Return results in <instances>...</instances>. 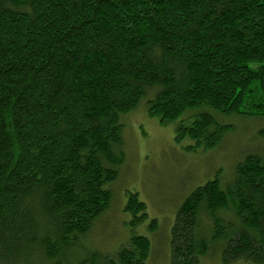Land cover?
Instances as JSON below:
<instances>
[{
  "label": "trees",
  "instance_id": "trees-1",
  "mask_svg": "<svg viewBox=\"0 0 264 264\" xmlns=\"http://www.w3.org/2000/svg\"><path fill=\"white\" fill-rule=\"evenodd\" d=\"M142 101L161 123L200 107L264 119V0H0V264H72L71 247L111 202L120 118ZM222 130L202 113L176 124L174 139L207 150ZM124 210L147 218L136 194ZM210 242L224 245L225 259L264 264L258 155L224 189L216 176L189 193L170 264H198ZM148 255V240L132 236L76 264H145Z\"/></svg>",
  "mask_w": 264,
  "mask_h": 264
},
{
  "label": "rangeland",
  "instance_id": "rangeland-1",
  "mask_svg": "<svg viewBox=\"0 0 264 264\" xmlns=\"http://www.w3.org/2000/svg\"><path fill=\"white\" fill-rule=\"evenodd\" d=\"M202 113H209L223 128L221 138L207 150L186 151L189 141L177 143L174 139L176 124L183 121L188 125ZM120 123L123 158L117 179L106 186L111 202L89 233L71 247V263L93 254H114L132 236H142L149 242L145 264H170L171 230L178 208L193 189L216 176L224 189L233 178L234 167L247 155H258L264 162V138L258 132L264 119L223 115L200 107L186 111L174 122L161 123L147 114L142 101L134 111L121 116ZM129 194H136L144 204L145 220L139 222L135 219L139 215L125 212ZM151 221H155L154 226ZM206 224L202 217L200 226ZM202 237L210 238L207 233ZM223 247L220 242H210L198 264H252L225 259Z\"/></svg>",
  "mask_w": 264,
  "mask_h": 264
}]
</instances>
